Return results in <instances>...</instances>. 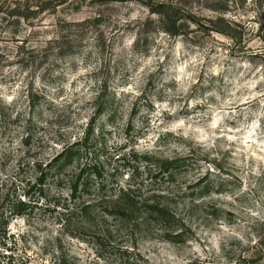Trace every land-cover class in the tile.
<instances>
[{
    "label": "rangeland",
    "instance_id": "374dc122",
    "mask_svg": "<svg viewBox=\"0 0 264 264\" xmlns=\"http://www.w3.org/2000/svg\"><path fill=\"white\" fill-rule=\"evenodd\" d=\"M161 2L168 21L152 11ZM2 103L31 114L43 159L84 136L103 106L83 160L109 184L144 182L187 205L192 232L181 242L125 231L96 246L64 235L83 264H117L134 242L152 264H230L263 239L264 0H0V186L34 202L11 223L0 264H50L44 246L62 230L45 204L57 178L43 197L34 168H19L24 121H6ZM183 156L155 179L163 160Z\"/></svg>",
    "mask_w": 264,
    "mask_h": 264
},
{
    "label": "trees",
    "instance_id": "16d2710c",
    "mask_svg": "<svg viewBox=\"0 0 264 264\" xmlns=\"http://www.w3.org/2000/svg\"><path fill=\"white\" fill-rule=\"evenodd\" d=\"M172 8L167 2L155 5L152 11L159 14L163 20L170 17ZM24 17V14H16ZM193 21H196L192 17ZM182 23L172 19V25L167 31L173 35L181 32ZM99 93L97 99L102 98ZM29 107H35L34 95L29 92ZM7 110H12V104L2 103ZM2 110V109H1ZM0 110V115L2 114ZM105 111L103 106L98 107L94 117L88 123L84 136L67 141L50 159L37 157L33 142L37 137L34 129L35 122L28 112L9 113L6 121H24V127L19 135L22 149L18 160L19 168L30 166L36 174V184L40 187V195L46 196V184L50 177L57 178L58 191L54 199L45 204L48 211L57 214V221L61 226L62 234L44 246L45 255H50V264H83L81 256L75 254L64 235L96 246L113 245L116 234L127 232L136 240L142 233L164 239L185 241L187 234L192 232L188 224V208L174 204L173 192L161 190L151 185L141 183H107L104 174L96 163L83 160L86 152L87 138L92 130L94 120ZM9 119V120H8ZM13 140V136H10ZM56 147V146H54ZM188 157L165 159L158 166L155 179L160 175L180 168V161ZM198 184V183H197ZM68 186V193L64 187ZM3 187V186H2ZM0 186V245H7L8 237L16 238L11 232V223L18 216L24 215L32 205L30 200H13L10 194L2 196ZM213 214H218L217 207H213ZM186 237V238H185ZM13 243H16L15 241ZM120 259L117 264H152L139 250L134 242L131 247L120 248ZM44 264H49L44 261ZM204 264H213L210 262ZM230 264H264V234L263 239L246 246L238 257Z\"/></svg>",
    "mask_w": 264,
    "mask_h": 264
}]
</instances>
